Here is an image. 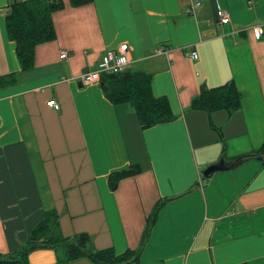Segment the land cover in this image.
I'll list each match as a JSON object with an SVG mask.
<instances>
[{"label": "crops", "instance_id": "1", "mask_svg": "<svg viewBox=\"0 0 264 264\" xmlns=\"http://www.w3.org/2000/svg\"><path fill=\"white\" fill-rule=\"evenodd\" d=\"M13 1L28 0H0V79L15 77L0 86V255L17 251L45 218L57 220L61 237L89 235L97 250H138L159 201L173 198L141 264H264V163L250 158L264 143V36L253 33L264 24V0H200L196 17L190 0H63L53 14L57 37L36 47L28 71L7 34ZM218 10L230 13L229 24L218 22ZM122 43L127 71L153 76L174 121L143 129L130 104L105 96L102 79L81 83ZM231 80L244 93L239 111L192 108L203 85ZM239 157L238 168L203 177ZM131 166L139 173L111 190L110 175ZM28 264L94 263L42 248Z\"/></svg>", "mask_w": 264, "mask_h": 264}, {"label": "trees", "instance_id": "2", "mask_svg": "<svg viewBox=\"0 0 264 264\" xmlns=\"http://www.w3.org/2000/svg\"><path fill=\"white\" fill-rule=\"evenodd\" d=\"M93 0H70L72 7H80L92 3ZM65 7L63 0H28L13 1L6 13L7 34L16 44V52L23 71L34 66L35 49L38 45L54 41L57 32L53 22V14ZM1 78L0 86L14 80ZM153 76L144 71H126L119 75H105L102 86L105 96L114 104H130L143 129L170 123L175 120L169 100L156 97L152 91ZM244 93L233 80L227 84L208 88L203 85L200 94L193 100L192 108L212 114L226 111L229 116L241 109ZM211 126H215L211 123ZM216 129V128H215ZM221 132V131H220ZM227 152V144L223 142L222 154ZM250 158H258L264 163V143L250 153ZM248 158L247 160H249ZM139 173L136 167L113 173L109 177V187L116 190L119 182ZM206 179H204L205 181ZM173 198L159 201L151 216L147 219L143 243L138 250H127L117 254L113 248L97 250L92 246L91 237L85 233L74 237L57 235L58 222L45 218L30 233L28 240L10 254L0 255V264H28L29 255L42 248H61L70 260L87 258L94 264H141V255L145 249L153 228L158 221L164 206Z\"/></svg>", "mask_w": 264, "mask_h": 264}, {"label": "built area", "instance_id": "3", "mask_svg": "<svg viewBox=\"0 0 264 264\" xmlns=\"http://www.w3.org/2000/svg\"><path fill=\"white\" fill-rule=\"evenodd\" d=\"M249 4H254L255 0H246ZM200 0H190V7L188 14L190 16L196 17L197 10L200 8ZM218 22L222 25H227L231 22V15L229 12L218 10L216 15ZM253 33L256 39H261L264 36V24L253 27ZM189 57L193 61L199 60V53L193 47H189ZM158 53H163V47H159L157 50ZM68 53L65 51L61 55V59H66ZM131 64L130 58V47L127 43H122L115 49L107 50L103 56L98 67L93 70L83 74L80 77V81L83 84H91L99 82L105 75H119L127 71L129 65ZM51 108L55 110L60 109V105L56 100H51L49 103Z\"/></svg>", "mask_w": 264, "mask_h": 264}, {"label": "water", "instance_id": "4", "mask_svg": "<svg viewBox=\"0 0 264 264\" xmlns=\"http://www.w3.org/2000/svg\"><path fill=\"white\" fill-rule=\"evenodd\" d=\"M244 158L245 157H239L230 163L226 162L224 159H221L218 163L208 167L203 172V177L208 179L211 176H213L215 173L229 171L238 168L243 163Z\"/></svg>", "mask_w": 264, "mask_h": 264}, {"label": "rangeland", "instance_id": "5", "mask_svg": "<svg viewBox=\"0 0 264 264\" xmlns=\"http://www.w3.org/2000/svg\"><path fill=\"white\" fill-rule=\"evenodd\" d=\"M57 235H59V232L57 231Z\"/></svg>", "mask_w": 264, "mask_h": 264}]
</instances>
